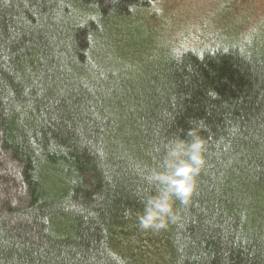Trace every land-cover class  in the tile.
<instances>
[{
  "label": "trees",
  "instance_id": "16d2710c",
  "mask_svg": "<svg viewBox=\"0 0 264 264\" xmlns=\"http://www.w3.org/2000/svg\"><path fill=\"white\" fill-rule=\"evenodd\" d=\"M158 3L0 0V264H264V23L178 33ZM192 123L197 191L143 231Z\"/></svg>",
  "mask_w": 264,
  "mask_h": 264
},
{
  "label": "clouds",
  "instance_id": "9594fccd",
  "mask_svg": "<svg viewBox=\"0 0 264 264\" xmlns=\"http://www.w3.org/2000/svg\"><path fill=\"white\" fill-rule=\"evenodd\" d=\"M203 124L192 123L186 136L170 140L166 145L164 170L152 172L147 179L157 191L144 201L142 213L136 214L143 231L160 232L178 217L175 204L188 205L197 191V178L206 166L207 140L201 134ZM126 217L131 211L126 210Z\"/></svg>",
  "mask_w": 264,
  "mask_h": 264
},
{
  "label": "rangeland",
  "instance_id": "374dc122",
  "mask_svg": "<svg viewBox=\"0 0 264 264\" xmlns=\"http://www.w3.org/2000/svg\"><path fill=\"white\" fill-rule=\"evenodd\" d=\"M157 7L163 16L160 25L178 33L206 32L208 26L220 29L237 21L264 23V0H159Z\"/></svg>",
  "mask_w": 264,
  "mask_h": 264
}]
</instances>
